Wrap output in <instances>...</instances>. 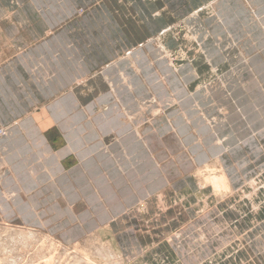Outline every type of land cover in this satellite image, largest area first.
<instances>
[{
    "label": "crops",
    "instance_id": "crops-1",
    "mask_svg": "<svg viewBox=\"0 0 264 264\" xmlns=\"http://www.w3.org/2000/svg\"><path fill=\"white\" fill-rule=\"evenodd\" d=\"M2 25L0 222L159 258L199 171L223 163L231 191L264 175V0H0Z\"/></svg>",
    "mask_w": 264,
    "mask_h": 264
},
{
    "label": "rangeland",
    "instance_id": "rangeland-1",
    "mask_svg": "<svg viewBox=\"0 0 264 264\" xmlns=\"http://www.w3.org/2000/svg\"><path fill=\"white\" fill-rule=\"evenodd\" d=\"M96 7L95 3L84 7L78 6L74 21H79V16ZM78 23H72L71 27ZM5 29L3 25L0 28V60L15 53L4 32ZM88 39V48L95 52L92 59H97L101 65L98 71L102 70V64L109 62L108 59L106 60L105 50L97 37L90 35ZM150 39L152 38L143 39L137 47L146 46ZM4 50L6 51L3 52ZM95 70L96 67L91 69V71ZM245 88L249 90L248 86ZM244 154L242 148L235 152L232 158L237 160ZM198 170L193 173L194 177ZM225 171L230 170L223 163L210 164L199 171L198 186L204 198L197 205L198 210L195 209L196 211L189 215V221L192 223L185 225L183 229L172 230L173 235L168 242L173 246L159 258L152 256L149 259L143 257L129 261L120 255L113 242L107 237L94 235L79 244L65 245L42 230L24 228L16 223L0 222V264H87L86 258L95 260V264H100L98 262L102 264H264V175L251 173L248 182L235 190L231 191L228 184L226 190L213 191L215 176L226 175ZM254 179H257L255 183H258L256 185L260 187L259 190L255 188L253 182H249ZM207 189L212 190V192L208 191L211 194L215 193L213 201L205 199ZM249 196L251 198H248ZM175 205H181L179 199L172 202L171 206ZM215 208L218 209V213ZM256 208L257 212H255ZM230 212L237 214L234 213V220L227 216ZM186 217L187 215L180 217L179 221H183ZM198 223L200 224L197 225ZM211 224L217 229L210 228ZM237 240L240 243L237 247L238 251L235 249ZM242 245L245 247L244 251ZM250 247L252 249H249ZM199 252L204 257L197 262L194 255Z\"/></svg>",
    "mask_w": 264,
    "mask_h": 264
},
{
    "label": "bare ground",
    "instance_id": "bare-ground-1",
    "mask_svg": "<svg viewBox=\"0 0 264 264\" xmlns=\"http://www.w3.org/2000/svg\"><path fill=\"white\" fill-rule=\"evenodd\" d=\"M7 132V130H6V128H1L0 129V139L1 138H3L4 136H6V133ZM257 170V169H256ZM226 174V173H225ZM254 174V173H253ZM261 175V174H260ZM260 175H259V177H260ZM248 177H249V179H250V177H251V173L250 174H248ZM257 179H254V180H252V181H249V182H253V185L255 186V188L256 189H260V187L258 186V185H256V184H258L257 182L255 183V181H256ZM246 182H248V180L246 181ZM262 183V182H261ZM228 184H229V181H228V178H227V176L226 175H223V176H221V175H219V176H215V178H214V182H213V186H212V189H213V191H218V192H220V191H222V190H226V189H228ZM238 188V187H237ZM242 189V188H241ZM230 190H231V186H230ZM258 190H256V191H258ZM208 191H210V192H212V190H209V189H207L206 190V194H205V199L207 200V201H213L214 200V198H215V193H213V194H211L210 192H208ZM255 191V192H256ZM207 195V196H206ZM248 198H251V196H249ZM255 212H257V208L255 209ZM255 219V218H254ZM238 241V240H237ZM237 241H236V244H235V249L238 251V249H237V247L239 246V241H238V243H237ZM244 241V240H243ZM242 241V242H243ZM242 242H241V244H242ZM231 246V245H230ZM224 249V248H223ZM242 251H244L245 250V247L242 245ZM235 250V251H236ZM225 251V250H224ZM233 251V250H232ZM240 251V250H239ZM223 252V251H222ZM86 260H87V264H95L94 263V261L95 260H93V261H91V260H89L88 258H86ZM98 263H100V264H102V262H98Z\"/></svg>",
    "mask_w": 264,
    "mask_h": 264
}]
</instances>
